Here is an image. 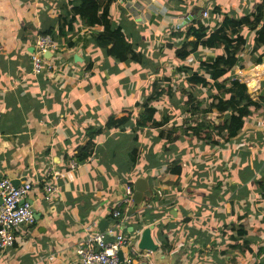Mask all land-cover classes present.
<instances>
[{"label":"crops","instance_id":"0c3cea01","mask_svg":"<svg viewBox=\"0 0 264 264\" xmlns=\"http://www.w3.org/2000/svg\"><path fill=\"white\" fill-rule=\"evenodd\" d=\"M83 1L0 0V180L31 183L26 201L34 211L33 224L14 230V246L0 252V264H81L74 248L85 227L111 229L125 186L145 177L142 204L121 209L135 253L131 264H264V221H252L264 207L252 183L264 173V141L258 132L248 138L245 125L228 144H204L200 153L173 114H184V94L211 98L233 81L247 87L244 75L252 68L264 74L254 29L239 32L245 67L227 77L216 79L202 67L218 50L199 47L184 61L177 57L195 33L206 37L222 16L242 18L264 0H110L108 28L137 57L124 62L97 44L103 26H89L74 12ZM103 1L95 0L100 12ZM222 30L230 35L228 26ZM42 34L63 46L46 57L48 71L33 76L29 55ZM194 74L208 83L205 90L190 89ZM253 80L257 100L264 98V75L261 83ZM147 111L161 127L136 128ZM123 115H129L125 124L106 128L110 117ZM83 152L88 158L78 162ZM213 158L227 172L220 171V184L202 186V164ZM174 165L182 167L180 176L171 174ZM48 185L56 191L45 201ZM144 231L148 249L140 246Z\"/></svg>","mask_w":264,"mask_h":264},{"label":"trees","instance_id":"16d2710c","mask_svg":"<svg viewBox=\"0 0 264 264\" xmlns=\"http://www.w3.org/2000/svg\"><path fill=\"white\" fill-rule=\"evenodd\" d=\"M110 0L103 1V9L100 12V7L95 3V0H85L81 3L79 9L74 10L78 15L83 16L85 22L89 26H103L104 34L97 39V44L106 50L107 56L117 59L120 62L127 60H135L137 57L132 52L128 42L121 37L117 31L111 32L107 24V13L110 5ZM221 26L218 27L213 33L204 37L203 33H195V41L184 45L183 49L177 52V57L180 61H184L190 52H195L199 47L212 50H218L214 59L208 63L202 64L203 68L211 70L214 78L227 77L231 74L234 68L244 69L245 65L240 63V54L245 49L246 41L243 39L239 32L242 29L248 28V30L256 31V37L258 43L263 50L261 58L264 59V3L259 5L253 13H250L239 19H231L226 16H222ZM222 25L228 26L231 29L230 35H226L222 30ZM259 26V28H258ZM252 28V29H250ZM50 35V34H48ZM52 38L53 36L50 35ZM54 39V38H53ZM261 64L260 61L256 63ZM225 81V80H224ZM227 81V80H226ZM224 82H222V85ZM230 87H226L220 92L219 95L211 97L212 103L206 110H200L202 103L197 101L195 97L190 94H184V101L182 109L184 114H189V118H193L194 114L199 113L201 115L212 114L213 111L217 113V117L210 120L204 118L197 123L190 124L185 127V132L192 134L193 138L202 144H210L217 146L220 142L228 144L229 141L236 138L239 132L244 127V121L250 115V110H257L259 105L264 102V98H260L259 101H252L249 99L246 87L240 85L236 81L230 82ZM190 89L199 87L200 90H205L208 83L202 79H199L195 74L188 80ZM222 116V117H221ZM129 119L128 116H121L119 118L110 117L106 123V128H119L125 124ZM220 120L218 124H215V120ZM193 122V121H192ZM162 125L153 121V113L150 111L144 112L139 115L136 122V128H159ZM163 136V133H162ZM88 158V154L83 152L82 155L77 157L78 162L84 161ZM182 167L180 165H174L171 174L173 176H180ZM264 174V173H263ZM257 182L260 192L264 191L262 186L261 177H253L252 181ZM235 187H233L234 189ZM238 190L233 193L234 199L238 198ZM264 199V194H261Z\"/></svg>","mask_w":264,"mask_h":264},{"label":"built area","instance_id":"2783aa9c","mask_svg":"<svg viewBox=\"0 0 264 264\" xmlns=\"http://www.w3.org/2000/svg\"><path fill=\"white\" fill-rule=\"evenodd\" d=\"M206 17V13L202 14ZM63 44H58L48 34L35 36L32 51L29 55L31 74L39 76L49 69L46 55L58 53ZM74 168V163L70 164ZM133 183L125 186L123 195L118 205L111 213L115 224L111 229L102 233H92V225L84 229L86 237L75 245V254L81 264H131L132 256L135 254L130 248V239L123 228L125 219L121 220L122 207L134 205L132 200ZM45 201L52 200V193L56 190L48 185L43 189ZM31 192V183L23 182L14 188L8 179L0 180V252L11 249L15 243L14 230L20 226L33 224L34 211L26 201ZM120 229L121 234L115 235L113 230ZM124 231V232H123ZM109 239V240H108ZM123 256L122 263L119 262L118 253ZM127 253V254H125ZM125 254V255H124Z\"/></svg>","mask_w":264,"mask_h":264},{"label":"rangeland","instance_id":"374dc122","mask_svg":"<svg viewBox=\"0 0 264 264\" xmlns=\"http://www.w3.org/2000/svg\"><path fill=\"white\" fill-rule=\"evenodd\" d=\"M258 68H260V67H256V68H254V70L252 68V72L253 73L251 71H248V72H246L247 74L244 75V78H245L244 82L247 84L246 92H248L247 95H248L249 99L252 100V101L253 100L254 101H259V99H260V98H258V100H257V92L258 91L255 92V90H254L255 89V85H256L255 80H253L254 82H250L251 77H253L254 79H255V77H258V79H259L258 82H260V77H262L264 74H261L262 67H261V70H259ZM232 75H234V74H232ZM235 75H239V73L235 72ZM240 75H242V73ZM197 101H200L202 103V106H201L200 110H204V109L206 110L207 108H209L210 103H212L211 98L202 97V96L199 97L197 99ZM261 104H263V103H261ZM258 110H259V108L257 110H253V109L250 110L251 113H250L249 117L246 118L245 121H244V127L246 125L247 126V130L249 131V132L246 131V133H245L246 135H248V138L254 139L255 138L254 137L255 132H258L259 135H257V138L261 142L262 140L264 141V111L263 112L260 111V112L256 113ZM173 114H174V116H178V121L177 122H178V124H181V129H182V127H187L189 121H190V124L192 123V125H194V123H197V121H200L203 118H204V121H205L206 118L210 120L211 118L217 117L216 116L217 115L216 112H214L213 114H209L207 116L205 115L206 118H205L204 115L200 116V114L197 113V114H194V117L192 119L189 118V114H180L179 112L178 113L176 112V113H173ZM219 121L220 120L216 119L214 121V123L218 124ZM250 127L251 128L253 127L252 130H251ZM242 131H243V129L239 132V134H241ZM186 133L189 135V137H193L191 133H189V132H186ZM194 145H195V149L196 148L201 149L200 153L204 150V144L200 143L199 141L196 140ZM197 155H199L198 157H200V158L202 157V155H200L199 153H197ZM202 165H203V167H202V170L200 172V174L202 176V177H200V181H201L200 184L202 186H204L205 184L203 182H212V181L215 182V180H217V184L218 183L220 184V180H222V179H219V178L223 176V173L220 172V171H226L227 172V168H226L227 165L224 166L225 164H224V162L221 159H215V158H213L212 161H209V159H208ZM232 165H233L232 167L234 169L236 164L232 163ZM262 171L264 172V170H262ZM261 182H262V186L264 187V174H262V176H261ZM252 183L255 186V189H259L257 182H255L253 180ZM202 186H201V188H204ZM256 192H257L258 195L260 193L264 194V191L263 192L256 191ZM263 206H264V204H263ZM260 211L262 213L261 216H260L259 213L256 212L258 215L255 216L253 214L252 215L253 216L252 217V221H264V207H263V210H260ZM250 212L251 211L249 210L248 214H250ZM254 213H255V211H254Z\"/></svg>","mask_w":264,"mask_h":264},{"label":"water","instance_id":"95a60500","mask_svg":"<svg viewBox=\"0 0 264 264\" xmlns=\"http://www.w3.org/2000/svg\"><path fill=\"white\" fill-rule=\"evenodd\" d=\"M198 15H199V13H198ZM192 18H195V17H192ZM189 19H190V16L187 17V21ZM47 56L48 55H46L45 57H47ZM12 185L14 188H17L19 186L15 183L14 184L12 183ZM147 188H148V177L138 179L137 181H135V183L133 184V194H132V200H133L134 205L140 206L142 204L144 197H145V193L147 191ZM113 223H115V222H113ZM99 231L103 232V229L100 228ZM146 234H147V231H144L142 238H141V241H140V246L145 247V249H148L149 248L148 245L144 242ZM118 258H119V262L122 263L123 256H122L121 252L118 253Z\"/></svg>","mask_w":264,"mask_h":264}]
</instances>
